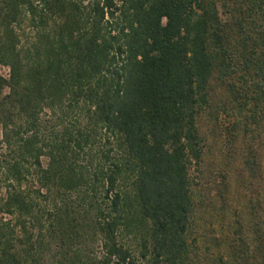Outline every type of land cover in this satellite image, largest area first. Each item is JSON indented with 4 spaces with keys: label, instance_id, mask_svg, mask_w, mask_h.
<instances>
[{
    "label": "trees",
    "instance_id": "obj_1",
    "mask_svg": "<svg viewBox=\"0 0 264 264\" xmlns=\"http://www.w3.org/2000/svg\"><path fill=\"white\" fill-rule=\"evenodd\" d=\"M1 65L0 264L75 237L99 264H194L199 118L214 80L264 103V0H0Z\"/></svg>",
    "mask_w": 264,
    "mask_h": 264
},
{
    "label": "rangeland",
    "instance_id": "obj_2",
    "mask_svg": "<svg viewBox=\"0 0 264 264\" xmlns=\"http://www.w3.org/2000/svg\"><path fill=\"white\" fill-rule=\"evenodd\" d=\"M0 76L9 79L10 68L1 65ZM229 84L236 85L235 95L227 84L211 83L210 105L198 122L205 149L201 171L193 173L194 264H232V253L247 244L264 250V103L254 111L252 92L237 81ZM43 161L46 165L47 159ZM58 206L63 207L61 200ZM123 243L135 245L133 238ZM57 244L68 251V260L52 250L41 264H99L105 257L99 240L75 237L71 242L56 239ZM247 264H254L252 255Z\"/></svg>",
    "mask_w": 264,
    "mask_h": 264
}]
</instances>
